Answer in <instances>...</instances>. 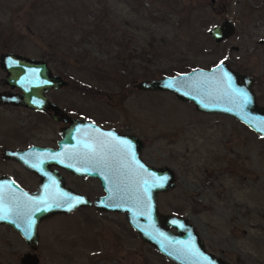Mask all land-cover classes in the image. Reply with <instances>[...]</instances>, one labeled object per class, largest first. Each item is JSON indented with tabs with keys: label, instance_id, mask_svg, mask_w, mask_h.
<instances>
[{
	"label": "rangeland",
	"instance_id": "1",
	"mask_svg": "<svg viewBox=\"0 0 264 264\" xmlns=\"http://www.w3.org/2000/svg\"><path fill=\"white\" fill-rule=\"evenodd\" d=\"M224 17L234 32L215 41L209 28ZM6 50L43 59L67 79L46 94L71 116L132 132L144 161L171 167L176 184L157 193L158 209L186 217L206 250L231 264H264V138L228 114L135 86L224 60L252 76L264 108V0H0ZM4 76L0 68V89H9ZM40 111L1 106L0 136L54 146L64 122ZM61 172L74 189L102 192L95 179ZM134 232L124 212L58 213L41 227L40 261L76 264L103 245L119 261L175 264Z\"/></svg>",
	"mask_w": 264,
	"mask_h": 264
},
{
	"label": "water",
	"instance_id": "2",
	"mask_svg": "<svg viewBox=\"0 0 264 264\" xmlns=\"http://www.w3.org/2000/svg\"><path fill=\"white\" fill-rule=\"evenodd\" d=\"M208 32L215 41H220L234 32V25L230 18L224 17ZM0 68L5 71L3 84L19 89L0 91V103L48 111L53 119L64 122L54 147L33 144L6 149L9 156L41 176L33 197L22 190L33 206L36 204L35 225L39 218L93 204L100 210L124 212L125 219L143 240L178 264H231L206 250L186 217L158 209L157 193L175 186V174L167 165L156 167L144 161L140 156L142 141L137 136L73 117L50 100L46 91L67 85L68 81L53 72L43 59L6 50L0 53ZM252 85V76L237 71L224 60L208 68L135 82L138 89L169 91L182 101H192L196 110L228 114L264 138V108L257 102ZM241 92L247 94V102ZM57 167L72 174L97 176L104 193L91 199L77 192L66 185ZM16 209L21 213L19 207ZM35 225L29 224L28 235L27 227L20 228L29 241L36 240ZM172 226L175 231L170 229ZM29 264H37V258Z\"/></svg>",
	"mask_w": 264,
	"mask_h": 264
},
{
	"label": "flooded vegetation",
	"instance_id": "3",
	"mask_svg": "<svg viewBox=\"0 0 264 264\" xmlns=\"http://www.w3.org/2000/svg\"><path fill=\"white\" fill-rule=\"evenodd\" d=\"M1 83L3 84V79L1 80ZM18 90H19L18 88L0 89V91H12V92ZM10 104L13 106L23 107V105H16L12 103H0V107L3 105H10ZM24 107L32 111H40L26 106ZM45 113L49 114L48 111H46ZM104 127H113L119 133L133 134L132 132L129 131L118 130L114 126H104ZM12 137L16 138L14 136ZM56 142L54 146H56ZM33 144L54 147L52 145L43 144V143H34V142L9 143L4 139L2 135L0 136V264H29L31 263V260L32 259L34 260L35 258H37V264H43L42 261H40L41 257L39 255V253L43 251L40 244L41 227L53 215H56L58 213H64V212H56L46 217L39 218L35 225L34 208L36 207V204L33 206V202L30 201L28 197H33L32 194H34V192L36 191L40 183L41 176L36 172L32 171L31 169L27 168L26 166H24L18 159L13 158L12 156H9L6 153V149L26 148ZM50 167L53 168L54 166L50 165ZM57 169L58 172L61 174H62L61 171H66L61 167H57ZM75 175L80 178H92L91 180L95 179L98 182L99 186L101 187V191H102L101 193H95V195L93 196L91 193H89L86 190L75 189L77 192L82 193L91 199H94L96 196H99L104 193L100 180L97 176L80 175V174H75ZM22 190L27 193L28 195L27 198L24 196V192ZM17 207H19L21 213L17 211L16 209ZM82 207L93 208V210L96 212L103 211L95 208L93 204L79 205L74 210ZM29 218L32 219L30 222H29ZM18 219L20 221L16 223L12 222L13 220H18ZM29 224L31 226L35 225L36 240L29 241L27 237L20 231V228L27 227V235H28L30 231ZM170 229L172 231H175V228L173 226L170 227ZM134 234L136 237L138 236L142 241H144L143 243L149 244L148 246L151 248V250L152 248L156 249L153 245L143 240L136 230ZM148 253L151 254V251ZM156 253L159 254L161 257H164L171 263L178 264L172 261L171 259L167 258L159 250H157ZM126 259L127 261H119L117 255H115V250L113 247H104L103 245H100L97 248L95 247L89 248L86 251H84V254L81 255V257L78 260V263L76 264H135L136 263L135 261L130 262L129 255ZM23 260L25 262H23Z\"/></svg>",
	"mask_w": 264,
	"mask_h": 264
},
{
	"label": "snow or ice",
	"instance_id": "4",
	"mask_svg": "<svg viewBox=\"0 0 264 264\" xmlns=\"http://www.w3.org/2000/svg\"><path fill=\"white\" fill-rule=\"evenodd\" d=\"M220 63H221V65H222L224 62L221 61ZM239 94L243 97V99H244L245 102L248 101L249 98H248V96H247L246 93L241 92V93H239ZM124 143H126V142H124ZM77 202H79V201H77ZM69 207H71V205H69Z\"/></svg>",
	"mask_w": 264,
	"mask_h": 264
}]
</instances>
